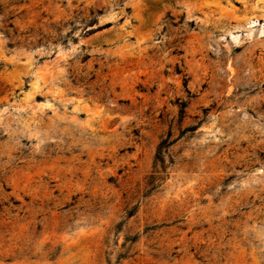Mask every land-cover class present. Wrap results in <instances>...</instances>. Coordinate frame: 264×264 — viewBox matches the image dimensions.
Here are the masks:
<instances>
[{
	"label": "rangeland",
	"instance_id": "1",
	"mask_svg": "<svg viewBox=\"0 0 264 264\" xmlns=\"http://www.w3.org/2000/svg\"><path fill=\"white\" fill-rule=\"evenodd\" d=\"M0 264H264V0H0Z\"/></svg>",
	"mask_w": 264,
	"mask_h": 264
},
{
	"label": "trees",
	"instance_id": "2",
	"mask_svg": "<svg viewBox=\"0 0 264 264\" xmlns=\"http://www.w3.org/2000/svg\"><path fill=\"white\" fill-rule=\"evenodd\" d=\"M98 14H101V12H98ZM95 23L94 21L91 22V24ZM11 27V26H10ZM106 27H109L106 26ZM171 145V144H170ZM168 142L166 140H163L158 148H157V155L155 158V162L158 164L159 163V170L154 171L153 174L149 177V181L151 183L148 184V187H153L155 182H161L163 180V178H161L160 173H164V169H165V162H164V150H166L169 146Z\"/></svg>",
	"mask_w": 264,
	"mask_h": 264
}]
</instances>
